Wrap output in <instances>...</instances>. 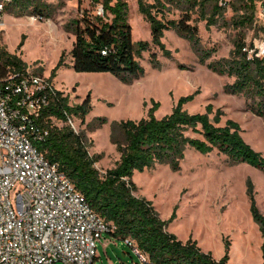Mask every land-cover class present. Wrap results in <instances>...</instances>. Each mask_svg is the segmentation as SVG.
I'll return each mask as SVG.
<instances>
[{
	"label": "rangeland",
	"instance_id": "374dc122",
	"mask_svg": "<svg viewBox=\"0 0 264 264\" xmlns=\"http://www.w3.org/2000/svg\"><path fill=\"white\" fill-rule=\"evenodd\" d=\"M40 1L49 6L50 17L41 15L33 20L32 16L40 14L4 11L0 46L18 55L29 72L48 77L55 89L68 97L70 105L82 103L89 95L87 114L71 118L76 131L85 135L89 153L101 154L95 163L101 172L119 158L109 140L112 121L146 116L152 101L159 102L155 115L161 117L172 110L181 96L190 94L193 97L184 103L185 109L203 112L207 104H212L213 112L222 111L219 124H224L228 118L238 122L243 139L264 156V116L251 109L253 102L245 96L225 91L224 85L232 83L234 76L219 74L200 63L188 40L174 30H165L161 39L171 50L172 57L163 56L153 47L161 62L159 67H154L149 62V52H143L140 59L143 73L125 83L109 72L76 71L72 67L70 49L75 34L65 24L79 17L85 9L99 13V4L91 0ZM127 2L133 40H150L149 25L137 10V0ZM219 4L226 10L216 24L209 27L204 20H199V10L190 11V22L198 26L202 46L213 50L207 61L229 57L235 39L242 37L246 44L264 41V22L256 13L253 25L238 27L234 21L242 14V10L235 9L239 2L220 0ZM180 15L181 11L175 6L166 12L167 18L178 19ZM62 52L65 64L51 77V70ZM97 117H105L106 121L94 129L89 128L88 123H93ZM132 179L137 185L135 194L150 199L162 219L169 218L175 211L167 229L179 239H196L202 250L210 251L217 259L224 255L227 243V264L262 263L263 238L250 211V197L264 214V170L247 162H230L225 153L215 148L203 153L187 147L178 169L173 170L166 163L156 164L151 169L135 172ZM104 237L111 242L104 245ZM104 237L97 244L93 264H143L122 238L108 232Z\"/></svg>",
	"mask_w": 264,
	"mask_h": 264
},
{
	"label": "trees",
	"instance_id": "16d2710c",
	"mask_svg": "<svg viewBox=\"0 0 264 264\" xmlns=\"http://www.w3.org/2000/svg\"><path fill=\"white\" fill-rule=\"evenodd\" d=\"M236 1L239 5L235 9L242 10V14L235 18L236 26L253 25L258 0ZM91 2L99 4L102 12L85 9L79 17L65 24L75 34L70 49L74 70L109 72L129 83L144 71L140 62L143 52H149V62L154 67H159L161 62L153 47L158 48L163 56L172 57L171 50L161 40L164 31L172 29L188 40L200 63L219 74L234 76L232 83L224 85L225 91L245 96L246 100L253 102L251 109L264 116V57H248L242 50L246 43L241 37L233 41L229 57L207 61L213 50L202 46L198 26L190 22L192 10L197 9L199 20H204L207 27L216 24L226 10L219 4L220 0H137V10L149 25L150 40H133L127 0ZM171 6L181 11L180 18L166 17ZM6 9L18 14L51 15L49 6L40 0H12ZM63 56L64 52L52 68L51 77L65 64ZM25 67L18 55L0 46V79L24 72ZM192 97V94L181 96L172 110L161 117L155 115L159 102L152 101L146 116L112 121L109 140L118 151L119 158L104 172L95 165L101 154H90L85 135L74 132L68 124H53L47 136L33 141L50 162L56 163L68 175L91 207L104 218L108 233L113 237L132 239L147 254V264H227L228 244H225L224 255L217 259L210 251L202 250L196 239H179L167 229L175 211L169 218L162 219L150 199L135 194L137 185L132 179L135 172L161 163L176 170L187 147L203 153L215 148L225 153L230 162H247L264 170V156L243 139L239 123L228 118L224 124H219L222 111L217 109L213 112L210 103L203 112H189L183 106ZM89 101L87 95L82 103L70 105L68 97L56 90L42 116L49 123V115L64 121L65 112L82 118L89 111ZM105 121V117H97L88 126L94 129ZM250 199V211L263 238L261 264H264V214L252 196Z\"/></svg>",
	"mask_w": 264,
	"mask_h": 264
},
{
	"label": "built area",
	"instance_id": "2783aa9c",
	"mask_svg": "<svg viewBox=\"0 0 264 264\" xmlns=\"http://www.w3.org/2000/svg\"><path fill=\"white\" fill-rule=\"evenodd\" d=\"M11 1L0 0V29ZM257 18L264 22V0H258ZM242 50L264 57V41ZM55 91L48 77L28 70L0 79V264H93L109 230L68 175L33 143L63 121L42 116ZM71 116L65 112L64 121L77 132ZM123 240L148 263L132 239Z\"/></svg>",
	"mask_w": 264,
	"mask_h": 264
},
{
	"label": "crops",
	"instance_id": "0c3cea01",
	"mask_svg": "<svg viewBox=\"0 0 264 264\" xmlns=\"http://www.w3.org/2000/svg\"><path fill=\"white\" fill-rule=\"evenodd\" d=\"M103 244L105 245V243L107 244L108 242H111V239H106L105 237H104V239H103ZM123 263V262H122Z\"/></svg>",
	"mask_w": 264,
	"mask_h": 264
}]
</instances>
